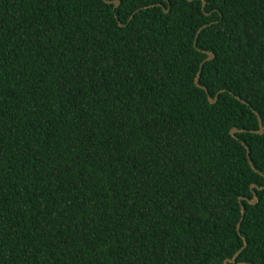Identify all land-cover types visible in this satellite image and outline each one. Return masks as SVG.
<instances>
[{
	"label": "trees",
	"instance_id": "trees-1",
	"mask_svg": "<svg viewBox=\"0 0 264 264\" xmlns=\"http://www.w3.org/2000/svg\"><path fill=\"white\" fill-rule=\"evenodd\" d=\"M118 1L0 0V264H264V0Z\"/></svg>",
	"mask_w": 264,
	"mask_h": 264
},
{
	"label": "water",
	"instance_id": "water-1",
	"mask_svg": "<svg viewBox=\"0 0 264 264\" xmlns=\"http://www.w3.org/2000/svg\"><path fill=\"white\" fill-rule=\"evenodd\" d=\"M107 4H110V5H114V10L116 11L119 7H120V1H113V2H109L108 0H104ZM167 2H169V0H166ZM188 1H194V0H188ZM206 5H207V2L205 1V0H203V5H202V10L204 11L205 10V8H206ZM156 6H161L162 8H165L164 7V5L162 4V3H159V4H153V5H150V6H147V8L146 9H148V7H156ZM170 7L166 10V12H169L170 11ZM134 17V16H133ZM133 17L131 18V19H133ZM119 24H120V26L122 27L123 25H122V23L119 21ZM206 26H203L199 31H198V33H197V36H196V40H195V46L197 47L198 46V43H197V38H198V36H199V34H200V32L202 31V29H204ZM207 54H208V58L206 59V60H204V62H203V64H202V66L204 65V63H206L207 61H211V60H213L214 58H215V54L213 53V52H211V51H205ZM195 83H196V86L197 87H199V88H201V89H203L206 93H207V95H208V99H209V101H210V103L212 104V105H215L216 104V102L218 101V96H219V93H221V91L215 96V98H212V96L209 94V91H208V89L206 88V87H202L201 85H200V72L198 73V75H197V78H196V81H195ZM223 91V90H222ZM238 98V97H237ZM260 122H261V130L260 131H255V132H257V133H260V134H264V125H263V120L260 118ZM247 133V132H249V130H243V129H239V128H233V130H232V136L235 138V139H237L238 141H240V139L238 138V134L239 133ZM244 146L245 147H247V150H248V152H249V160H250V163H251V165L254 167V165H253V162H252V160H251V155H250V149H249V146H247V144L246 143H244ZM253 190H254V195H255V198H254V200H251L250 201V204L252 205V206H257L258 205V203H259V198H258V194H257V192L255 191V190H259V191H264V187L263 188H260V187H258V186H253ZM245 199L244 198H242L241 199V202H243ZM246 215V212H245V209H244V216ZM243 221L244 220H242V222H241V224L239 225V229H240V232H241V229H242V223H243ZM246 247H247V243L245 242V246H244V248L239 252V253H237L236 255H235V257L232 259V260H227L226 262H225V264H237V259H238V257H239V255L242 253V251L244 250V249H246ZM241 264H246V263H241Z\"/></svg>",
	"mask_w": 264,
	"mask_h": 264
}]
</instances>
